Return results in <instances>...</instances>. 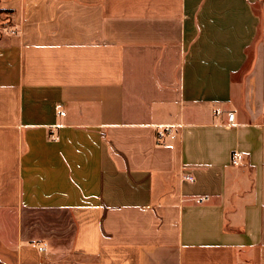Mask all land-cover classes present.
Listing matches in <instances>:
<instances>
[{"label": "crops", "instance_id": "obj_1", "mask_svg": "<svg viewBox=\"0 0 264 264\" xmlns=\"http://www.w3.org/2000/svg\"><path fill=\"white\" fill-rule=\"evenodd\" d=\"M0 11V264H264V0Z\"/></svg>", "mask_w": 264, "mask_h": 264}, {"label": "built area", "instance_id": "obj_2", "mask_svg": "<svg viewBox=\"0 0 264 264\" xmlns=\"http://www.w3.org/2000/svg\"><path fill=\"white\" fill-rule=\"evenodd\" d=\"M60 114H63L62 112L60 113ZM233 119H234V114H229V116H228V121H229V123H232L233 122ZM170 130V128L167 126V127H165V128H163V130L162 131H160L159 133H158V138L160 139V138H162L163 136H164V134L166 133V132H168ZM240 158L238 157V156H236L233 160H232V164H236L237 162H238V160H239ZM189 180H191V178H189Z\"/></svg>", "mask_w": 264, "mask_h": 264}, {"label": "trees", "instance_id": "obj_3", "mask_svg": "<svg viewBox=\"0 0 264 264\" xmlns=\"http://www.w3.org/2000/svg\"><path fill=\"white\" fill-rule=\"evenodd\" d=\"M3 12V11H0V13Z\"/></svg>", "mask_w": 264, "mask_h": 264}]
</instances>
